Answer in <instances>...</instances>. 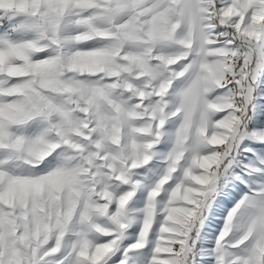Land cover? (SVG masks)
I'll list each match as a JSON object with an SVG mask.
<instances>
[{"label": "snow or ice", "instance_id": "1", "mask_svg": "<svg viewBox=\"0 0 264 264\" xmlns=\"http://www.w3.org/2000/svg\"><path fill=\"white\" fill-rule=\"evenodd\" d=\"M0 264H264V0H0Z\"/></svg>", "mask_w": 264, "mask_h": 264}]
</instances>
